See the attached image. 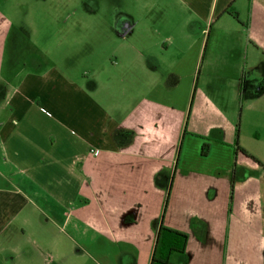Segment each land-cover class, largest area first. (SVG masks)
<instances>
[{
	"label": "crops",
	"instance_id": "0c3cea01",
	"mask_svg": "<svg viewBox=\"0 0 264 264\" xmlns=\"http://www.w3.org/2000/svg\"><path fill=\"white\" fill-rule=\"evenodd\" d=\"M148 1L144 32L163 35L160 51L208 36L214 56L235 33L230 49L247 50L245 64L232 66L239 82L253 71L250 48L264 51V0ZM78 31L72 46L82 51L93 38L83 28L65 33ZM117 33L97 32L110 43L83 71L24 62L20 84L0 91V264H48L51 256L52 264H77L73 253L81 264H151L161 225L188 235L172 264H264L260 150L213 129L218 139L204 138L200 157L202 134L195 118L186 133L191 115L186 127L180 91L187 61L154 64L145 41L127 44L124 55L111 42Z\"/></svg>",
	"mask_w": 264,
	"mask_h": 264
},
{
	"label": "rangeland",
	"instance_id": "374dc122",
	"mask_svg": "<svg viewBox=\"0 0 264 264\" xmlns=\"http://www.w3.org/2000/svg\"><path fill=\"white\" fill-rule=\"evenodd\" d=\"M150 9L148 0H0V59L7 80L0 81V91L3 90L5 96L6 90L11 92L20 84V69L23 70L24 62L30 67L33 60H55L75 73L83 71L91 57L99 56L101 45L110 43L109 40L98 39L97 32L104 28L115 29L118 33L111 42H118V52L124 55L127 44L145 41L151 45H147L143 51L154 64L162 60L170 63L180 58L187 61L179 90L183 91L182 100L187 105L183 106L186 127L191 115L186 133L193 130L192 121L195 118L198 133L202 134L200 157L208 154L209 145L205 139H218L213 129H219L225 134V140L234 135L235 139L239 138L240 146L243 143L250 149L251 146L257 147L264 160V93L260 96L256 92L258 89L264 92V51L250 48L248 59L249 65L253 64V71L249 70L245 77L241 72L239 82L234 78L232 66L236 62L245 64L247 50L245 46L230 49L231 43L239 38L235 33L225 37L229 48L216 50L214 56L211 55L212 46L206 44L210 39L208 36L204 42L195 44L194 48L185 45L183 49L160 51L154 45L163 35L144 32L145 12ZM71 28L89 30V36L93 38H89L90 45L82 47V51L73 47L74 37H79L80 31L70 34V39L65 31ZM192 37L195 38V35H185L186 39ZM214 37L215 34L211 36V41ZM248 37L250 34L247 30L243 35V44ZM210 57L217 61L215 66L209 68ZM153 74L152 80H159L160 76L155 72ZM256 78L259 80L258 86L253 85ZM198 105L199 116L195 113ZM261 164L264 166L263 162ZM262 198L264 201V189ZM232 199L230 188L228 210ZM73 249L79 251V246L74 245ZM72 255L74 263L81 264L83 258L77 253ZM52 258L47 259L48 264L53 263Z\"/></svg>",
	"mask_w": 264,
	"mask_h": 264
},
{
	"label": "trees",
	"instance_id": "16d2710c",
	"mask_svg": "<svg viewBox=\"0 0 264 264\" xmlns=\"http://www.w3.org/2000/svg\"><path fill=\"white\" fill-rule=\"evenodd\" d=\"M240 150L247 154L245 150ZM187 244V234L161 225L151 264H172L171 256L174 253H184Z\"/></svg>",
	"mask_w": 264,
	"mask_h": 264
},
{
	"label": "built area",
	"instance_id": "2783aa9c",
	"mask_svg": "<svg viewBox=\"0 0 264 264\" xmlns=\"http://www.w3.org/2000/svg\"><path fill=\"white\" fill-rule=\"evenodd\" d=\"M95 153L97 154V153H98V151H95Z\"/></svg>",
	"mask_w": 264,
	"mask_h": 264
}]
</instances>
